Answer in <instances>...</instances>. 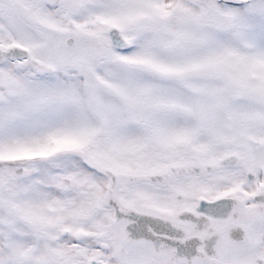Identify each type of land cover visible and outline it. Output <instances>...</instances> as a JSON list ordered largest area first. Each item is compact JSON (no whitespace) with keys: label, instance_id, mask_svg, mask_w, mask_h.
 <instances>
[{"label":"snow or ice","instance_id":"obj_1","mask_svg":"<svg viewBox=\"0 0 264 264\" xmlns=\"http://www.w3.org/2000/svg\"><path fill=\"white\" fill-rule=\"evenodd\" d=\"M0 264H264V0H0Z\"/></svg>","mask_w":264,"mask_h":264}]
</instances>
